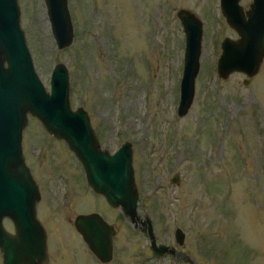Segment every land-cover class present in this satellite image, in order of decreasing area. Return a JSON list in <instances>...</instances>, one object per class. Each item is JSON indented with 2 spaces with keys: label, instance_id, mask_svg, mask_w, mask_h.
I'll use <instances>...</instances> for the list:
<instances>
[{
  "label": "rangeland",
  "instance_id": "1",
  "mask_svg": "<svg viewBox=\"0 0 264 264\" xmlns=\"http://www.w3.org/2000/svg\"><path fill=\"white\" fill-rule=\"evenodd\" d=\"M239 1L246 10L252 0ZM17 2L45 88L54 65L63 63L70 106L87 111L101 147L114 152L131 143L137 212L152 220L157 244L179 249V256L153 257L147 233L97 196L67 144L28 115L21 145L40 192L43 264H264V57L247 85L241 72L223 80L215 73L221 41L237 38L219 0H67L73 39L62 49L44 0ZM181 8L201 19L202 50L193 104L178 116ZM90 212L116 229L108 262L96 258L74 226L77 214ZM3 223L13 232L10 219Z\"/></svg>",
  "mask_w": 264,
  "mask_h": 264
},
{
  "label": "water",
  "instance_id": "2",
  "mask_svg": "<svg viewBox=\"0 0 264 264\" xmlns=\"http://www.w3.org/2000/svg\"><path fill=\"white\" fill-rule=\"evenodd\" d=\"M51 35L57 49L70 45L73 25L67 0H44ZM227 24L237 38L225 37L216 61L217 75L227 79L241 72L249 84L264 57V0H252L244 9L239 0H219ZM17 0H0V253L1 264H43L47 257L45 228L36 217L40 200L38 184L31 175L22 151V131L28 115L37 118L45 130L62 140L82 164L86 183L104 196L110 206L119 208L135 227L147 233L153 257L174 254L169 245L157 244L152 220L137 212L139 192L132 165L129 141L114 152L101 147L83 107L73 109L69 100V74L63 63L52 68L47 90L36 74L24 32L20 26ZM177 17L185 35L180 79L178 116L187 114L193 104L195 79L200 70L202 22L193 12L181 8ZM173 183L178 174L171 178ZM10 219L9 232L3 219ZM74 226L86 245L101 262L112 258L114 227L100 214H77ZM182 245L184 233L174 230Z\"/></svg>",
  "mask_w": 264,
  "mask_h": 264
},
{
  "label": "flooded vegetation",
  "instance_id": "3",
  "mask_svg": "<svg viewBox=\"0 0 264 264\" xmlns=\"http://www.w3.org/2000/svg\"><path fill=\"white\" fill-rule=\"evenodd\" d=\"M96 195H97V193H96ZM97 196H99V195H97ZM90 213H92V212H90ZM85 214H87V213H85ZM112 225V224H111ZM113 226V225H112ZM114 227V226H113ZM134 228H136V227H134ZM114 229H115V227H114ZM115 232H116V229H115ZM83 239V238H82ZM86 243V242H85ZM178 245H179V243H177ZM86 245V244H85ZM88 247V246H87ZM175 249V248H174ZM112 253H113V251H112ZM174 254H176L177 256H179V249H175V252H174Z\"/></svg>",
  "mask_w": 264,
  "mask_h": 264
}]
</instances>
